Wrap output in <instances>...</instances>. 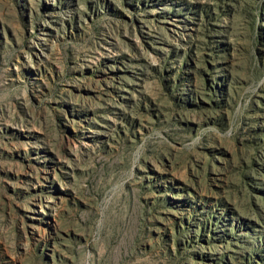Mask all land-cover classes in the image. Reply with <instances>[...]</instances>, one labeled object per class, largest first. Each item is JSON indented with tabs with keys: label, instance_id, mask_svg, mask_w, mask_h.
<instances>
[{
	"label": "rangeland",
	"instance_id": "rangeland-1",
	"mask_svg": "<svg viewBox=\"0 0 264 264\" xmlns=\"http://www.w3.org/2000/svg\"><path fill=\"white\" fill-rule=\"evenodd\" d=\"M0 264H264V0H0Z\"/></svg>",
	"mask_w": 264,
	"mask_h": 264
}]
</instances>
